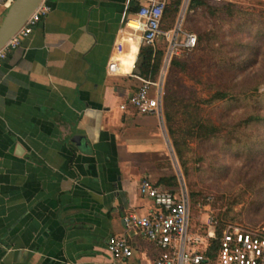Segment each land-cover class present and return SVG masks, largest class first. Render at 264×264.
Segmentation results:
<instances>
[{"label": "crops", "instance_id": "obj_1", "mask_svg": "<svg viewBox=\"0 0 264 264\" xmlns=\"http://www.w3.org/2000/svg\"><path fill=\"white\" fill-rule=\"evenodd\" d=\"M46 3L0 69V264H114L113 236L128 238L127 264H155L127 221L155 208L144 179L176 191L181 175L165 117L121 109L141 85L137 42L115 49L127 0Z\"/></svg>", "mask_w": 264, "mask_h": 264}, {"label": "rangeland", "instance_id": "obj_2", "mask_svg": "<svg viewBox=\"0 0 264 264\" xmlns=\"http://www.w3.org/2000/svg\"><path fill=\"white\" fill-rule=\"evenodd\" d=\"M209 5L212 10L183 8L185 30L198 38L208 35V40L195 51L182 54L180 60L184 67L181 68L184 69L168 70L164 91L165 95L170 93L182 101L178 106L181 112L186 104L197 106L200 118L210 119L215 126L225 123L231 129L247 113L264 111V99L253 96L256 89L259 94L264 93V39L260 40L264 37V0H224ZM159 46L165 48L162 42ZM240 52L244 57H239ZM218 91L229 92L237 98L212 105L200 102ZM178 119L183 128L187 127V121L181 116ZM248 128L235 131L233 144H237V138L243 142L249 141V136L257 138L259 129ZM261 134L263 143L264 129ZM188 159L190 179L187 181L178 158L174 161L179 167L182 185L189 194L199 195L191 207L195 231L203 232L212 217L215 223L224 220L226 226L264 234L263 152L251 158L242 149L231 150L219 140H192Z\"/></svg>", "mask_w": 264, "mask_h": 264}, {"label": "built area", "instance_id": "obj_3", "mask_svg": "<svg viewBox=\"0 0 264 264\" xmlns=\"http://www.w3.org/2000/svg\"><path fill=\"white\" fill-rule=\"evenodd\" d=\"M14 1L0 0V9L7 10ZM190 1L182 0V8L177 14L174 26L165 31L162 26L167 0H127V8L134 7L136 12L124 16V27L115 46L116 55L119 57L125 52L127 43L124 35L137 42L138 50L142 45L155 48L160 41H164L165 48L156 81L140 78L141 85L129 96L121 109L124 110L130 105L141 114L156 115L164 119V84L172 60L195 51L198 45L196 34L184 30L183 8L187 9ZM207 1L219 4L224 0ZM50 12L51 7L44 0L24 26L0 50V69L9 54L33 34ZM107 70L111 75L120 72L118 58L111 59ZM139 191L142 196L153 201L155 208L145 216L131 215L127 227L138 231L157 248L155 264H264V234L239 226H226L216 253H209L212 240L217 238L214 219H208L203 232L194 230L190 196L182 183L179 189L171 191L144 179ZM107 249L114 264H127L133 255L132 247L125 236L110 237Z\"/></svg>", "mask_w": 264, "mask_h": 264}, {"label": "trees", "instance_id": "obj_4", "mask_svg": "<svg viewBox=\"0 0 264 264\" xmlns=\"http://www.w3.org/2000/svg\"><path fill=\"white\" fill-rule=\"evenodd\" d=\"M209 3L210 2H208L207 0H191L188 9L190 11L201 8L206 10H212V7L209 5ZM181 4L182 0H167V5L164 11V22L162 26L163 30L167 31L173 27L177 14L180 11ZM128 11L131 12V14H134L136 12V8L130 7ZM263 39L264 37L260 40ZM197 40L198 45L196 49H198L200 44L208 40V35H201L199 36V38L197 37ZM161 42L164 43V41L157 42L155 48L150 45L141 46L136 62L135 73L140 78H144L150 81H156L164 57V48H161L159 46ZM256 51L258 52V48ZM181 56L173 58L170 66L171 69L184 67L180 60ZM240 56L244 57L242 53L239 55V57ZM121 59H123L122 56ZM231 60V62L235 61L233 60V58ZM242 62L243 59L240 60L238 63L241 64ZM233 66H235V64ZM253 96L264 99V93L259 94L258 89H256V95ZM235 97L237 98V96H233L229 92L218 91L210 99L202 100L200 102L206 105H212L214 102L226 101L228 99L232 100ZM181 104L182 101H179L176 96L171 95L170 93H166L164 98V117L177 158L180 162L186 181L190 179V171L188 169V163L190 162V160L188 159V151L189 143L192 140H200L202 142L219 140L220 142H222L223 146H227L228 148L230 147L231 150L235 148L242 149L245 153H247L249 157L251 156V158L257 157L261 152L264 153V142L261 143V130L264 129V111H255L253 113H247L244 118L240 117L236 123L232 124V128L229 129L231 126L228 127V125L225 123H221L220 125L215 126L210 119L200 118L197 114L200 108L197 106L186 104L182 106L184 108V111L181 112V107H178ZM191 107H193L192 111ZM180 116L185 122H188L187 127H182L178 119V117ZM250 126L255 128L257 127L259 129L257 138L251 139L249 136L250 140L248 141V139H246L245 142L237 138V144H233L235 131H238L241 127L248 128ZM226 129L229 130L225 133L224 131H226ZM189 196L192 207V205H195L197 203V197L199 195H197V193L192 192L191 194H189ZM225 226L226 222L224 220L216 221L215 228L217 238L215 240H212L211 245L209 247V253H216L219 246V239L222 235L223 230L225 229Z\"/></svg>", "mask_w": 264, "mask_h": 264}, {"label": "water", "instance_id": "obj_5", "mask_svg": "<svg viewBox=\"0 0 264 264\" xmlns=\"http://www.w3.org/2000/svg\"><path fill=\"white\" fill-rule=\"evenodd\" d=\"M44 0H15L0 16V50L24 26L28 18ZM73 142L80 145L81 137L75 136ZM176 158V157H175Z\"/></svg>", "mask_w": 264, "mask_h": 264}]
</instances>
